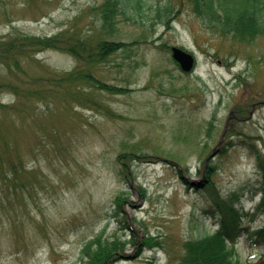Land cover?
Returning <instances> with one entry per match:
<instances>
[{
	"label": "rangeland",
	"instance_id": "rangeland-1",
	"mask_svg": "<svg viewBox=\"0 0 264 264\" xmlns=\"http://www.w3.org/2000/svg\"><path fill=\"white\" fill-rule=\"evenodd\" d=\"M101 1L0 0V36L15 28L40 35L78 29L115 40L141 39L137 48L96 65L57 49L26 62V72L35 76L84 67L129 90L86 84L83 89L109 110L73 103L80 114H67L60 125L48 114L34 127L36 137L30 130L25 161L37 177L20 192L0 191V264H80L84 243L103 230L108 237L134 240L128 258L115 264H171L182 254L184 239L219 226L214 189L244 205L243 226L253 230L264 224V215L253 212L260 199L255 158L240 144L219 151L230 125L264 146V38L246 44L216 37L187 2L178 3L170 27L146 30L139 17L135 21L122 13L112 27L103 26L93 9ZM164 42L193 52L194 70L183 71ZM8 73L0 68V81L9 80ZM22 79L30 87L28 76ZM0 99L12 103L16 95L3 91ZM49 104L65 109L62 96ZM23 119L26 126L31 117ZM133 146L139 151L121 161L120 152ZM120 194L125 198L117 207ZM247 231L236 242V255L244 264H260L264 245L254 243ZM146 235L162 245H146Z\"/></svg>",
	"mask_w": 264,
	"mask_h": 264
},
{
	"label": "trees",
	"instance_id": "trees-1",
	"mask_svg": "<svg viewBox=\"0 0 264 264\" xmlns=\"http://www.w3.org/2000/svg\"><path fill=\"white\" fill-rule=\"evenodd\" d=\"M179 2L180 5L184 2L191 4L194 13L217 35L216 37L246 44L258 37L264 38V0H102L94 5L93 9L99 14L103 26L112 27L117 15L122 13L135 21H138L136 19L139 17L141 25L146 30H153L157 24L168 27L172 25V20L178 12L177 8L179 9ZM77 30L63 29L52 35H40L15 28L0 36V68L6 69L10 75L9 80L0 81V92L8 91L16 95L12 103L0 99V191L4 193L8 190L20 192L19 190L27 188L31 176L37 177L35 169L28 168L25 161L27 149L25 144L31 140L30 130L32 129L33 134V129L39 124L40 118L47 119V115L50 114V122L56 125L63 124L65 120L63 117L68 116L67 114L81 113L79 109L74 108L73 103L84 107H89L91 106L89 103H92L97 108L109 110L107 105L93 97L92 91L83 89L86 84L111 92L129 90V87L102 81L90 69L84 67L68 71H51L38 76L26 72V62L43 50L57 49L68 52L81 63L87 62L91 66L90 64L96 65L107 61L120 50L129 51L135 46L137 48L141 42V39L115 40L104 35L82 33L81 30ZM147 39L146 35L144 40ZM163 46L171 50L167 42H164ZM24 75L28 76L30 87L25 86L22 81ZM54 85H57L56 89H52ZM59 96L65 99V109H51L49 103L55 104ZM38 101H42L47 108L42 109L37 104ZM26 116H30L31 119L25 126L23 118ZM233 116L234 111L229 118ZM18 119L20 123L17 122ZM228 132L229 139L219 151L224 154L239 144L249 149L251 156L256 160L259 175L256 192L261 194V200L256 212L264 215V146L259 145L260 139L257 137L239 133L234 125L229 126ZM47 134H50V131L47 130ZM33 135L36 137V134ZM262 141L264 144V139ZM138 149L133 146L132 149L124 150L120 152L118 158L123 161L126 155L135 154ZM32 151L33 148L29 152ZM205 164L207 165V162ZM123 168L125 171L128 170V174L129 168L125 165ZM178 170L181 171V168ZM207 173L210 175L211 171ZM213 184V180H210L209 185ZM139 188L146 190L143 186ZM211 194L220 216L219 227L205 235L184 239L182 254L171 264H244L236 255L235 245L247 230L254 243L264 244V224L249 230L243 226L241 220L243 207L221 198L215 189ZM124 198V194L116 197L117 207L121 206ZM131 234L135 239V232L131 231ZM143 241L150 246L162 245V241L151 235H146ZM131 242H134L133 238H126L121 234L108 237L103 230L84 243L80 253V264H115L128 258L125 252ZM149 264H154V261L151 260Z\"/></svg>",
	"mask_w": 264,
	"mask_h": 264
},
{
	"label": "water",
	"instance_id": "water-1",
	"mask_svg": "<svg viewBox=\"0 0 264 264\" xmlns=\"http://www.w3.org/2000/svg\"><path fill=\"white\" fill-rule=\"evenodd\" d=\"M173 57L179 62L180 66L185 71H190L195 62L194 54L180 46H172Z\"/></svg>",
	"mask_w": 264,
	"mask_h": 264
}]
</instances>
